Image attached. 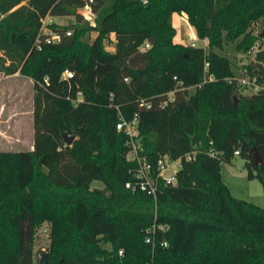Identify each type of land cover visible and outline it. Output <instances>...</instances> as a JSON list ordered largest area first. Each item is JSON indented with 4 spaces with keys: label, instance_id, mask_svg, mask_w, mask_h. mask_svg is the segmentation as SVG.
Listing matches in <instances>:
<instances>
[{
    "label": "trees",
    "instance_id": "1",
    "mask_svg": "<svg viewBox=\"0 0 264 264\" xmlns=\"http://www.w3.org/2000/svg\"><path fill=\"white\" fill-rule=\"evenodd\" d=\"M86 2L92 23L77 10ZM173 12L206 50L173 40ZM69 14L70 24H47L59 39L45 42L41 19ZM259 18L264 0H0V71L32 83V147L0 150V264H33L43 222L45 264H264V207L232 195L220 172L239 155L264 194V41L241 66L254 86L245 94L233 62L213 50L223 38L248 50ZM168 91L173 100L159 107ZM134 113L137 151L153 172L158 155L180 158L175 182L159 179L154 198L124 186L137 165L115 123Z\"/></svg>",
    "mask_w": 264,
    "mask_h": 264
},
{
    "label": "rangeland",
    "instance_id": "2",
    "mask_svg": "<svg viewBox=\"0 0 264 264\" xmlns=\"http://www.w3.org/2000/svg\"><path fill=\"white\" fill-rule=\"evenodd\" d=\"M78 12L83 14V18L92 21L93 13L88 12L84 8H78ZM171 23L175 28L173 40L183 44L193 42L196 46H202L207 49V41L205 38H199L195 35L192 26L179 13L173 12ZM57 24H70L74 21V16H50ZM55 18V19H54ZM48 21V20H47ZM51 22V21H49ZM264 26V18H259L250 25L252 34L258 32ZM94 30H90L87 38L90 40L95 35ZM258 36V35H257ZM234 41L222 40V48L213 47V50L227 56L233 62V77L240 81L238 91L241 93H250L254 86L247 81L246 76L240 75L241 66L248 63L253 58V53L257 48V44L263 45L261 37L256 39L255 43L246 51L236 49ZM103 46L106 50L113 48V34L107 36L103 40ZM232 77V78H233ZM230 80V78H226ZM190 87L188 92H192ZM32 83L28 76L19 72L12 74H4L0 71V150H19L28 146L30 142V115L32 108ZM196 145L192 146L195 149ZM220 172L223 181L227 184L232 195L238 198L246 199L264 207V194L260 182L255 177L247 176V169L244 166V160L239 155H233L228 161H222L220 164ZM91 186L101 187L99 181H92ZM46 225L44 228L43 225ZM49 226L43 222L36 227L34 232L33 250L35 259L33 264H37L39 256L46 249ZM42 251V252H41Z\"/></svg>",
    "mask_w": 264,
    "mask_h": 264
},
{
    "label": "built area",
    "instance_id": "3",
    "mask_svg": "<svg viewBox=\"0 0 264 264\" xmlns=\"http://www.w3.org/2000/svg\"><path fill=\"white\" fill-rule=\"evenodd\" d=\"M81 8L85 10H89L88 2H86ZM48 20V21H47ZM49 21H52L50 16L46 15L41 19V32L42 38L45 42L56 41L59 39V34L57 32L52 31L47 24ZM70 29L64 30V34H69ZM194 45L193 42L190 43ZM141 48H145L148 46L147 42H144ZM207 64V63H205ZM62 77L68 78L71 76V71L64 69L61 74ZM240 81H244L241 79ZM42 82H47V76H43ZM77 96H80V93H77ZM173 100V91H168L165 93L163 99L159 100L158 106L163 107L167 102ZM140 107L149 108L151 106V102L149 100H145L140 98L138 101ZM137 114L134 113L130 118H125L122 115L119 116L117 122L115 123V127L118 130L123 131L127 135L126 143L129 146V149L126 152V157L130 159L136 160V169L133 173L134 179L127 180L124 183V186L131 190H142L150 195L155 197V191L157 186V181L160 179L165 184H173L175 182V172L180 165V158H171L168 154L163 153L158 155L155 160V172L152 170L151 164L146 160L143 155L138 154L139 144L135 139L137 134ZM210 154H213L212 150H208ZM194 149L190 152H187L183 155L185 159H190L193 155ZM234 154H237V150H234ZM46 228V225H43ZM163 228V226H160ZM153 231V226L148 227L146 229V235L144 237L146 242L153 243V238L149 235L150 232ZM159 245H165L166 240L160 239L158 240ZM118 253H121V249L118 250Z\"/></svg>",
    "mask_w": 264,
    "mask_h": 264
},
{
    "label": "water",
    "instance_id": "4",
    "mask_svg": "<svg viewBox=\"0 0 264 264\" xmlns=\"http://www.w3.org/2000/svg\"><path fill=\"white\" fill-rule=\"evenodd\" d=\"M259 37L262 38V40L264 41V26L263 28L258 32L257 34ZM62 136H63V139L66 143H69L73 136L72 135H69V134H66L65 132L62 133ZM251 153H252V157H253V160L255 163H258L260 161V156H259V153L257 151V149L252 146L251 147ZM46 263V253L45 252H42L39 256V259H38V264H45Z\"/></svg>",
    "mask_w": 264,
    "mask_h": 264
},
{
    "label": "crops",
    "instance_id": "5",
    "mask_svg": "<svg viewBox=\"0 0 264 264\" xmlns=\"http://www.w3.org/2000/svg\"><path fill=\"white\" fill-rule=\"evenodd\" d=\"M184 19H186V17H185V14H182V13H179ZM173 15V14H172ZM171 15V16H172ZM55 19V18H54ZM52 21H54V20H52ZM15 73V72H14ZM12 74V73H11ZM29 78V77H28ZM30 79V78H29ZM31 80V79H30ZM30 142H29V144H28V146H26V147H23V148H21V149H31V147H32V122H31V115H30Z\"/></svg>",
    "mask_w": 264,
    "mask_h": 264
}]
</instances>
